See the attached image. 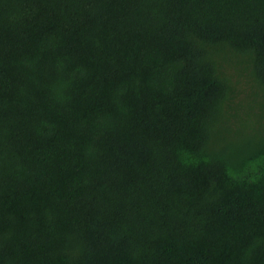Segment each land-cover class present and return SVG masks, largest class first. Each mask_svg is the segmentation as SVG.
Here are the masks:
<instances>
[{"label": "trees", "instance_id": "trees-1", "mask_svg": "<svg viewBox=\"0 0 264 264\" xmlns=\"http://www.w3.org/2000/svg\"><path fill=\"white\" fill-rule=\"evenodd\" d=\"M0 264H264V0H0Z\"/></svg>", "mask_w": 264, "mask_h": 264}]
</instances>
